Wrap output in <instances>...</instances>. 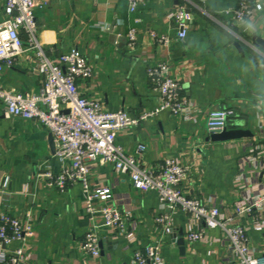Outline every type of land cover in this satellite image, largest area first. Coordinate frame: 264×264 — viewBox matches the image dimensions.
Segmentation results:
<instances>
[{"label": "crops", "instance_id": "0c3cea01", "mask_svg": "<svg viewBox=\"0 0 264 264\" xmlns=\"http://www.w3.org/2000/svg\"><path fill=\"white\" fill-rule=\"evenodd\" d=\"M263 11L244 23L232 21L226 12L238 0H147L130 14L125 0H46L35 12L38 39L50 57L78 48L93 66V77L79 81L80 92L100 100L111 112L124 110L132 116L154 110L161 102L147 78V67L162 62L171 76L184 85L188 104L184 113L168 112L121 131L117 143L134 154L145 144L143 164L158 169L165 159L175 158L189 167L183 186L185 195L205 204L220 206L222 215L248 227L256 252L264 251V230L252 228L253 216L237 215V203L252 196L264 183L246 166L242 178L239 161L250 143L264 145V40ZM179 6L191 16L187 38L179 40L178 27L169 18ZM5 0H0V22L5 18ZM137 30L135 50L128 48V33ZM167 36L168 44L152 37ZM0 79L19 93H37L43 79L35 73L33 51L19 57ZM229 107L237 112L229 129L239 123L253 137L227 142L208 141L206 123L210 111ZM193 118H192V116ZM51 134L40 124L10 116L0 101V217L7 214L23 223L31 221L33 231L12 248L26 251V264H136L134 251L159 243L166 264H230L229 251L219 231L210 232L214 242L188 243L182 255L172 235L166 236L156 217L166 210L155 193L135 190L130 178L110 166L95 165L94 185L112 188L115 205L133 215L137 242L130 250L125 237L112 238L104 228L87 218L79 184L61 192L48 185L46 172L61 171L50 142ZM54 138V137H53ZM239 183V185L237 184ZM178 238L202 227L191 215L176 213ZM95 230L102 242L98 259L83 250L86 235Z\"/></svg>", "mask_w": 264, "mask_h": 264}, {"label": "built area", "instance_id": "2783aa9c", "mask_svg": "<svg viewBox=\"0 0 264 264\" xmlns=\"http://www.w3.org/2000/svg\"><path fill=\"white\" fill-rule=\"evenodd\" d=\"M147 0H125L130 14L137 13ZM46 0H5V18L0 22V75L13 68L20 56L33 51L35 73L43 79V87L37 93H19L4 86L0 79V101L6 112L15 118L34 121L43 126L56 140V158L61 163V171H48L45 177L48 185L61 192L79 184L82 188L87 218L95 228H104L112 238L125 237L130 250L137 242L136 222L129 221L133 215L119 209L114 201L112 188L94 185L91 170L95 165L110 166L121 175L130 178L135 190L142 193H155L161 206L166 210L156 217V223L163 233L170 236L174 232V215L178 212L191 215L202 225L198 230H190L185 240L214 242L210 232L219 231L222 242L229 251L230 264H264V251L258 253L251 245L248 227L235 222L234 217L222 215L220 206L205 204L199 199L185 195L183 186L189 178L190 169L175 158H167L158 169L147 168L142 161L146 151L145 144H139L134 154L128 153L117 143L118 134L162 112L180 116L187 107L183 95V82L171 76L166 64L158 62L147 67V78L152 88L160 95V104L151 111L132 116L121 110L111 112L105 109L100 100L87 98L80 92L79 81L93 77L94 70L85 55L78 48L61 52L50 57L38 39L35 12L42 8ZM263 11L262 0H238L237 6L228 10L226 15L237 23L252 20ZM169 18L178 27V39L184 41L189 33L191 16L186 8L179 6ZM152 37L159 43L168 44L167 36ZM137 30L128 33V48L135 50ZM192 116V115H191ZM237 112L229 107L217 108L207 115L208 134L223 131L231 123ZM193 118V116H192ZM246 156L239 161L242 178L246 166L256 177L264 173V145L250 143ZM239 185V183H237ZM237 215L253 216L252 228L264 230V183L258 185L253 195L236 204ZM33 231L31 221L23 223L19 218L3 214L0 217V264H26L27 254L12 244L24 240ZM101 238L90 231L83 242V250L92 258L101 256ZM136 264H166L159 243L145 246L134 251Z\"/></svg>", "mask_w": 264, "mask_h": 264}, {"label": "water", "instance_id": "95a60500", "mask_svg": "<svg viewBox=\"0 0 264 264\" xmlns=\"http://www.w3.org/2000/svg\"><path fill=\"white\" fill-rule=\"evenodd\" d=\"M255 42L261 46H264V40L260 38H255ZM245 124L239 123L237 129L230 130L229 126H227L223 131H216L209 134L208 141L212 142H227L233 140H240L244 138H251L253 137V132L244 128ZM50 142L53 151L55 152V142L54 138L51 135ZM181 237L178 238L177 233L172 234L173 241L179 246L180 253L182 255L185 254L186 251V242L185 238L183 237V232H180ZM100 247H102V242L100 243Z\"/></svg>", "mask_w": 264, "mask_h": 264}]
</instances>
